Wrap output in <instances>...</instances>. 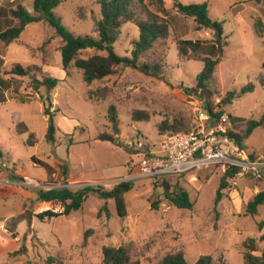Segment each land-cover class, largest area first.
<instances>
[{
    "label": "rangeland",
    "instance_id": "rangeland-1",
    "mask_svg": "<svg viewBox=\"0 0 264 264\" xmlns=\"http://www.w3.org/2000/svg\"><path fill=\"white\" fill-rule=\"evenodd\" d=\"M164 1L172 17V36L164 53L165 68L158 76L118 68L113 76L86 85L82 72L73 66L66 76L61 66L62 42L42 23L29 24L6 48L0 43L4 59L0 79L10 80L15 89L7 101L0 102V264H101L103 247L121 245L127 246L131 258L140 264H158L165 255L178 251L183 252L187 264H194L201 256H210L215 264H245L243 243L251 238L256 242L253 254L264 252V241H259L264 233V204L256 215L246 213L247 203L264 190V171L260 177L243 174L227 181L217 205L215 197L225 172L218 165L165 180L167 194L178 189L188 193L194 201L191 210L174 207L165 198L162 182L136 181L125 195L124 219L118 218L112 200L90 195L80 210L41 221L37 214L47 210L60 213L63 207L58 202H38L36 189L18 184V178L29 177L71 185V190H77L80 183L111 189L113 185L107 182L129 174L128 162L135 157L128 147L130 141L138 139L145 146L156 147L169 133L158 130L165 121L183 124L187 133L197 132L201 124L208 130L215 123L202 113L205 103L215 107L228 92L239 94L248 84L254 86L253 92L232 99L224 108V116L230 117L228 130L237 133L248 121L262 116L264 86L258 79H264V0ZM175 1L183 5L206 3L210 19L221 24L226 44L208 92L195 89L203 63L179 58L175 41L199 42L197 53L216 59L218 51L210 48L213 33L197 31L191 18L176 14ZM53 12L70 33L97 37V0H64ZM258 21L263 24L261 33L256 32ZM137 37V27L125 24L114 44L115 53L129 56ZM44 43L46 63L42 64L43 56L37 50ZM97 53L85 51L80 57ZM14 64L39 66L60 82L52 91L39 87L36 96L27 77L8 75ZM34 76L40 78V74ZM40 97L50 98L46 104L54 113L52 141L45 140L47 118ZM110 106L117 116V136L107 119ZM135 111L147 113L148 121H133ZM200 114L208 118L201 121ZM228 121L224 120L226 126ZM101 134L115 136V141H99ZM243 148L251 160H264V127L255 129ZM153 202L159 203L157 210L151 209ZM16 251L19 253L13 255Z\"/></svg>",
    "mask_w": 264,
    "mask_h": 264
},
{
    "label": "trees",
    "instance_id": "trees-1",
    "mask_svg": "<svg viewBox=\"0 0 264 264\" xmlns=\"http://www.w3.org/2000/svg\"><path fill=\"white\" fill-rule=\"evenodd\" d=\"M64 0H33L32 12H28L21 4H16L14 8L9 10V14L14 19L15 24L9 27L4 32L0 33V42L8 46L15 42L25 27L31 23H42L48 25L55 33V36L60 38L62 46L61 66L68 75L67 70L73 66L82 72V79L86 85H91L96 81L104 80L113 76L118 68H130L146 75L158 76L165 68L164 53L169 48V40L172 36V17L165 9L164 0H97L99 7V19L94 22V33L97 37L90 35H74L67 31L61 24L60 19L54 14V9L57 8ZM173 9L176 14L191 18L196 24L197 31L210 30L213 33V40L210 48L218 51L219 56L213 59L208 56L198 54L199 42L189 40H176V50L179 58H184L192 61L203 63L202 70L196 77L195 89L203 92L207 91V86L212 79L215 67L221 59L222 46L226 44L222 40L221 24L210 19L208 6L206 3H193L183 5L179 2H173ZM125 24H132L138 29V37L132 42V47L129 51V56H119L114 51V44L118 40L122 27ZM256 32L261 33L263 24L258 21L255 24ZM43 46V47H42ZM37 51L43 56L42 64L46 63L45 59V43ZM96 51L86 58H81L80 55L85 51ZM33 52L35 50H32ZM3 61L0 60V68ZM11 77L25 78L30 81L29 88L38 93L39 87H45L48 91L56 88L60 80L50 77L42 71L39 66L22 67L14 64L7 72ZM40 74V78L34 76ZM259 82L264 86V79L259 77ZM12 86L10 80L0 79V102H4V91ZM254 86L248 84L240 93L228 92L223 100L215 107L206 102L204 110L215 124L224 115V108L230 105L232 99L239 98L240 95L251 93ZM42 113L47 118V131L45 140H53L55 134V126L53 122L54 113L50 111V106L46 102L50 101L49 97L42 99ZM215 109L217 112H215ZM230 118V117H229ZM107 119L111 125L113 135L117 136L119 130L117 126V116L115 108L110 106L107 112ZM133 121H148L147 113L143 111H135L132 113ZM233 120V119H232ZM234 121V120H233ZM264 127V108L262 116L258 120H250L245 124L244 129L239 132L227 131V135L234 139L235 142L243 148V142L250 137L253 131L257 128ZM160 133L169 132L177 133L184 131L187 133L183 124L162 122L158 127ZM115 136L101 134L98 140L102 142H114ZM1 156V154H0ZM252 158L251 156H249ZM238 175V170H226L220 178L219 188L215 197V205L222 198L221 191L227 186V181L235 178ZM179 178V177H177ZM22 179V178H18ZM162 181L165 191V198L176 208L182 210H191L194 206V201L189 198V195L184 190L178 189L173 194H167L168 183ZM157 182H153L156 184ZM135 182H121L113 185L111 189H105L102 186H86L77 190L69 188L36 190L37 201L40 203H55L58 202L63 207L62 212L55 213L52 211H43L37 214V218L41 221L50 220L61 216H68L72 212L81 209L82 204L89 198L90 195L96 196L98 199L107 201L112 200L115 204L116 214L118 218L124 219L127 217V207L125 195L133 190ZM158 202L150 204L151 209L157 210ZM264 204V190L256 193L253 199L247 203L246 213L254 216L257 213L259 206ZM106 212V207H102ZM13 235V234H12ZM86 238V237H85ZM259 241H264V233L259 237ZM243 259L245 264H264V252L260 256H255L257 252L256 242L254 239H248L243 243ZM19 251L13 253L17 255ZM101 264H140L139 261L133 260L130 256V250L127 246L119 247H103ZM51 259H48L49 263ZM158 264H187L182 251L165 255ZM194 264H215L210 256H201Z\"/></svg>",
    "mask_w": 264,
    "mask_h": 264
},
{
    "label": "built area",
    "instance_id": "built-area-1",
    "mask_svg": "<svg viewBox=\"0 0 264 264\" xmlns=\"http://www.w3.org/2000/svg\"><path fill=\"white\" fill-rule=\"evenodd\" d=\"M202 113L205 114L203 111ZM206 120L205 115L199 116ZM228 116H221L219 121L210 129L204 125L197 132L171 133L163 136L157 146L150 148L138 139L128 143L129 150L135 154L128 162L129 174L124 179L110 180L106 184L115 185L121 182H136L140 180L162 182L164 179L177 178L201 167L220 166L223 171L236 169L238 175L252 174L260 177L264 171V160H251L249 155L240 148L234 139L227 135ZM20 187L36 190L70 188L71 185L39 182L29 177H23L18 183ZM93 186L80 183L77 187ZM78 188V189H79Z\"/></svg>",
    "mask_w": 264,
    "mask_h": 264
},
{
    "label": "crops",
    "instance_id": "crops-1",
    "mask_svg": "<svg viewBox=\"0 0 264 264\" xmlns=\"http://www.w3.org/2000/svg\"><path fill=\"white\" fill-rule=\"evenodd\" d=\"M32 3H33V0H0V33L4 32L6 29H8L9 27L14 26V24H15L14 19H12V17L9 14V10L11 8H14L16 4H21L28 12H30V10H32ZM28 26H29V24L25 27V29ZM6 47L7 46L4 45V48H6ZM4 48H2V49H4ZM0 60L3 61V65H2V67H3L4 66V59H3V56L1 54H0ZM44 73H46V72H44ZM63 75L64 74H62V77H63ZM13 91H15L13 85L9 89L4 91L5 101H7L9 99L8 98V94L10 92H13ZM35 95L38 96L37 93H35Z\"/></svg>",
    "mask_w": 264,
    "mask_h": 264
},
{
    "label": "water",
    "instance_id": "water-1",
    "mask_svg": "<svg viewBox=\"0 0 264 264\" xmlns=\"http://www.w3.org/2000/svg\"><path fill=\"white\" fill-rule=\"evenodd\" d=\"M205 112V111H204Z\"/></svg>",
    "mask_w": 264,
    "mask_h": 264
}]
</instances>
